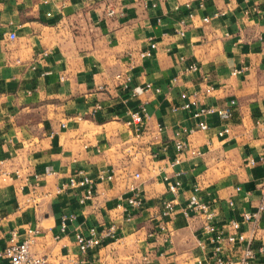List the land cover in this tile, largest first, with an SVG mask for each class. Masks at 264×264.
<instances>
[{
    "label": "crops",
    "instance_id": "crops-1",
    "mask_svg": "<svg viewBox=\"0 0 264 264\" xmlns=\"http://www.w3.org/2000/svg\"><path fill=\"white\" fill-rule=\"evenodd\" d=\"M179 56L200 70H180ZM181 91L195 94L189 109L178 106ZM196 103L230 104L231 114L206 115V129L182 134L171 165L175 130L194 124ZM140 105L148 118L135 127L128 112ZM262 151L264 0H0V247L10 229L35 225L31 250L69 264L75 231L112 222L113 237L87 250L85 264H211L201 215L183 213L197 197L214 223L237 219L251 264H264V213L240 219L261 196L264 165L247 159ZM175 171L172 195L162 176ZM71 174L92 179L91 196L56 190ZM130 182L140 207L124 203ZM163 198L173 211L161 217Z\"/></svg>",
    "mask_w": 264,
    "mask_h": 264
},
{
    "label": "built area",
    "instance_id": "built-area-1",
    "mask_svg": "<svg viewBox=\"0 0 264 264\" xmlns=\"http://www.w3.org/2000/svg\"><path fill=\"white\" fill-rule=\"evenodd\" d=\"M111 12V11H110ZM204 21L207 17H202ZM177 33L181 34L182 30H177ZM8 38H13L14 33L8 32ZM155 44L153 42L149 43L148 49L141 51L139 54L141 56H148L151 53V48ZM44 54V52H43ZM179 66L180 70L186 72L199 71L201 68L200 63L195 61L184 62V57L179 56ZM182 63V64H181ZM233 70L232 72H236ZM147 86V85H146ZM143 89H133L132 92ZM207 90L213 89L211 84H207ZM192 98H188L189 94L187 92L181 91L179 97L182 99L179 107L183 109H189L191 104H194L197 99H195L194 92L190 93ZM232 101H230L231 103ZM230 104L217 106L212 104H201L196 103L191 115L195 118V122L192 126L181 127L175 130V134L178 135L173 142V146L177 152L172 158L170 164L173 165L179 160L178 153L186 147V141L181 137V135H188L196 129H206L208 127L205 121L206 115H217L218 117H228L231 114ZM175 107V106H173ZM129 118L127 120L128 124L134 125L135 127L146 125V120L148 118L147 112L143 105H140L137 109L130 110L128 112ZM228 131L227 124H223L217 129V135H222ZM248 164L261 163L264 165V151L259 155L254 157H249L247 159ZM179 171L173 173V178L168 180L167 175H163L162 179L166 181V189L172 195H176L179 187V179L177 178ZM111 174L98 173L97 177L99 179H110ZM133 177H138V172H133ZM82 187L83 194L80 197V201L91 196L93 181L86 175H69L64 183L56 187L59 191L64 187ZM128 190L131 191L123 200L124 203L132 208H137L141 206L140 194L137 190V185L133 182L128 183ZM260 199L255 205L253 210L243 211L240 215L241 220H257L261 213H264V176L259 185ZM121 202H119L120 204ZM122 204V203H121ZM173 211V199L163 198L161 200L160 216H169ZM192 211L201 215V234L203 235V240L199 241L200 248L205 251L206 256L211 261V264H251V259L254 256V249L251 245V239L246 238L241 232L237 231L239 221L237 219L229 220L225 225L216 224L212 219V211L208 209L205 202L199 200L197 197H191L188 199L183 208V213H188ZM65 215H60L58 228L63 231L65 228ZM125 220L129 219V214L124 216ZM158 229L162 230L164 228V223L158 224ZM226 228V229H225ZM115 231V224L110 222L107 225H103L100 228L95 226H89L85 232L75 231L73 233V241L77 251V255L69 259V264H85V259L83 254L95 247L100 246L104 240L113 237ZM154 233L153 230L147 232L148 236ZM20 234V236H19ZM39 234V229L37 226H27L21 233H18L16 229H10L6 237L4 244L0 247V259H4L6 264H54L51 259L46 255L36 253L31 250L32 245L35 243L36 237ZM243 243V244H242ZM257 248L261 249V246ZM58 264H62L59 262Z\"/></svg>",
    "mask_w": 264,
    "mask_h": 264
}]
</instances>
